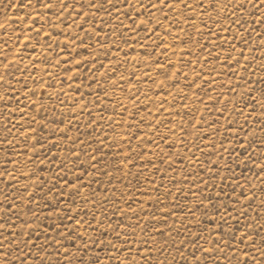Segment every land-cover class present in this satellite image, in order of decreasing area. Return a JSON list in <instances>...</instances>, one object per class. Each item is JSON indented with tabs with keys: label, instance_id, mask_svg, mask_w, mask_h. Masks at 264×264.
I'll list each match as a JSON object with an SVG mask.
<instances>
[{
	"label": "rangeland",
	"instance_id": "374dc122",
	"mask_svg": "<svg viewBox=\"0 0 264 264\" xmlns=\"http://www.w3.org/2000/svg\"><path fill=\"white\" fill-rule=\"evenodd\" d=\"M262 142L258 0H0V264H264Z\"/></svg>",
	"mask_w": 264,
	"mask_h": 264
},
{
	"label": "snow or ice",
	"instance_id": "6c2138e0",
	"mask_svg": "<svg viewBox=\"0 0 264 264\" xmlns=\"http://www.w3.org/2000/svg\"><path fill=\"white\" fill-rule=\"evenodd\" d=\"M156 3L158 4L159 3V0H156ZM258 3L261 5V6H264V0H258ZM95 6V5H94ZM100 7H103L104 5H103V3H101L100 5H99ZM154 7L156 6V4H154L153 5ZM163 6H168V4L167 3H165ZM243 55V53L241 52V56ZM228 59H232V56L231 55H229V57H228ZM237 59V63L239 62V57H237L236 58ZM262 143H264V142H262ZM262 170H264V169H262ZM79 179V178H78ZM225 222H227V217H225ZM203 251L204 252H208V249H203ZM96 264H99V261H97L96 262ZM237 264H239V262H237ZM245 264H246V262H245Z\"/></svg>",
	"mask_w": 264,
	"mask_h": 264
}]
</instances>
